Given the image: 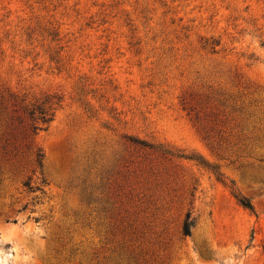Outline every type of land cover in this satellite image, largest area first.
<instances>
[{
	"label": "rangeland",
	"instance_id": "374dc122",
	"mask_svg": "<svg viewBox=\"0 0 264 264\" xmlns=\"http://www.w3.org/2000/svg\"><path fill=\"white\" fill-rule=\"evenodd\" d=\"M0 264H264V0H0Z\"/></svg>",
	"mask_w": 264,
	"mask_h": 264
},
{
	"label": "trees",
	"instance_id": "16d2710c",
	"mask_svg": "<svg viewBox=\"0 0 264 264\" xmlns=\"http://www.w3.org/2000/svg\"><path fill=\"white\" fill-rule=\"evenodd\" d=\"M41 120L43 123H47L49 121V119L47 118L46 115H42L41 117ZM33 131L34 132H37L38 130H40L39 127L37 126H34L33 128ZM43 158H44V155L39 151L36 155V162L39 166H42V161H43ZM25 187H27L29 190H31L32 188L30 187V183L29 182H26L25 184ZM238 202L239 204L244 208V209H247L251 212L254 211V207H253V204L251 203V201L245 197H239L238 198ZM194 225V220L192 219L191 217V213H188L187 216H186V220L184 222V226H183V234L185 236H189L191 234V228L193 227Z\"/></svg>",
	"mask_w": 264,
	"mask_h": 264
}]
</instances>
